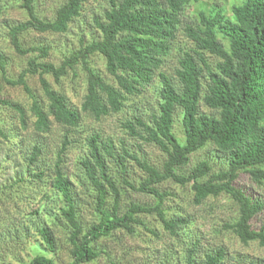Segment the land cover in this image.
I'll return each mask as SVG.
<instances>
[{"label": "trees", "instance_id": "1", "mask_svg": "<svg viewBox=\"0 0 264 264\" xmlns=\"http://www.w3.org/2000/svg\"><path fill=\"white\" fill-rule=\"evenodd\" d=\"M198 1L106 0L101 16L93 19L97 36L87 42L80 39L79 46L55 65L45 60L48 45L24 47L22 35L29 31H66L90 0H63L51 20L38 15L36 0H17L26 19L7 25L8 45L18 55H35L28 58L26 67L14 79L7 76L8 58L0 51V94L4 85L21 86L30 102L25 107L0 98L9 114L0 121V137L15 141L29 129L37 139L24 156L25 175L0 188V226L14 216L32 221L43 247H35L38 252L31 254L27 264H55L56 228L65 234L68 264L94 261L102 252L95 245L97 240L116 230L132 234L136 225L147 230L139 219L143 214L158 219L169 237L180 238L190 224L189 213L180 207L166 214L164 201L170 194L159 185L168 181L188 185L195 206L226 195L237 214L222 229L233 233L243 245L255 242L264 247V221L258 228L253 225L264 203L236 185L242 174L258 185L264 184V170L259 168L264 165V0H243L232 6L229 17L222 10L209 15L201 11L197 24L183 26L190 47L182 51L172 74L163 72L161 67L177 38L181 14L187 5ZM3 11L0 5V16ZM92 55L103 59L112 83L90 65ZM208 56L214 60L210 62ZM76 66L84 75L80 96L73 91L78 105L62 91L51 88L46 78L58 82L69 71L75 77ZM33 75L38 76L41 96L33 94L27 84V78ZM155 79L156 102L148 115H132L121 126L128 136L152 144L165 154L161 168L128 153L124 146L117 153L111 139L102 140L100 134L92 132L85 134V153L76 159L71 178L65 164L73 141L71 134L79 132L86 118L100 122L134 105ZM200 104L209 111L200 112ZM177 110L181 111L183 142L172 132ZM54 127L62 128L63 133L54 159L48 163L41 139ZM202 148H211L215 156H222L225 167L215 172L209 158H204L186 175L178 173L188 164L190 155ZM126 157L144 172L137 186L124 177ZM111 160L120 167L125 185L152 195L155 203L132 202L119 214L121 194L109 170ZM73 181L92 203L94 220L86 227L80 220ZM38 217L42 221L35 222ZM197 247L198 241L186 248L185 264L222 263L223 248L205 252L197 261Z\"/></svg>", "mask_w": 264, "mask_h": 264}, {"label": "rangeland", "instance_id": "2", "mask_svg": "<svg viewBox=\"0 0 264 264\" xmlns=\"http://www.w3.org/2000/svg\"><path fill=\"white\" fill-rule=\"evenodd\" d=\"M242 1L200 0L187 5L181 14L182 22L177 38L173 42L171 52L166 57L161 70L172 74L182 51L190 47V41L183 31V26L186 23L197 24L201 11L209 15L217 10H222L229 17L232 6ZM62 2L63 0H36L37 13L43 19L51 20L55 10ZM0 5L4 10L0 16V51L8 58L7 76L15 79L19 72L26 67L28 58L35 53L21 56L16 54L8 45L7 25L25 20L26 14L18 6L17 0H0ZM105 6L106 0H90L82 15L73 20L66 31L62 33L29 31L22 35L21 43L24 47L34 44L48 45L50 50L45 60L58 65L64 54L79 46L80 39L87 42L92 37L97 36L93 19L95 16H101ZM224 43L227 45L226 41ZM208 60L212 62L214 57L208 56ZM90 65L99 71L106 81L113 82L112 78L105 72L104 61L99 55L90 57ZM74 72L76 73L75 77L69 71L58 82H55L51 77L46 76V78L51 88L62 91L73 100L75 95L73 91L80 96L84 82V75L79 66H76ZM27 84L33 94L42 95L37 75L28 77ZM157 85L158 80L155 79L137 97L134 105H127L121 113L108 116L100 122L88 118L84 119L79 132L71 134L73 141L69 145L65 157V164L71 178L75 172L76 159L85 153V134L92 132L100 134L102 140L111 139L117 153L124 146L128 153L136 154L139 158L146 159L151 165L161 168L165 154L152 144L128 136L121 126L122 122L132 115H148V110L156 102L155 88ZM1 97L25 107L30 102L21 86L4 85L0 94ZM73 101L78 105V102ZM199 110L200 112L209 111L203 104H200ZM7 111L8 109L0 104V121L8 117ZM172 132L179 141H184L185 135L181 124L180 110L174 113ZM62 133V128L54 127L49 135L43 136L41 139L45 144V158L48 163L54 159ZM21 135V138L15 141H4L0 137V188L25 175L24 156L31 143L37 138L29 129L22 131ZM204 158H209L212 170L215 172L225 167L222 156H215L211 148H202L191 154L188 164L179 168L177 172L186 175L198 161ZM125 167L126 174L124 176L120 172V167L114 161H109L111 176L116 180L121 194L119 214L127 208L129 203L152 205L156 201L152 195L137 191L124 184V177L134 186H137L139 181L144 178V172L128 157L125 158ZM259 168L264 170V165ZM73 184L78 193L80 220L84 227L89 226L94 220L92 203L86 194L79 189L75 181ZM236 185L264 203V184L258 185L247 174H242ZM159 188L170 194L164 201L167 215H171L180 207H184L186 213H189L190 224L186 226L185 232L180 238L169 237L158 219L152 215L143 214L139 216V219L143 221L147 230L141 225H136L135 232L132 234L123 230H116L110 236L98 239L95 245L102 251L101 254L94 261L82 264H185L186 248L196 241H198L195 257L197 261L202 258L205 252L220 247L224 249V258L221 264H264V247L255 242L243 245L233 233L222 229V225L225 222L235 220L237 214L235 204L226 195L208 198L203 205L195 206L191 202V191L188 185L180 186L168 181L160 184ZM40 221H42V217H38L35 222ZM263 221L264 208L253 220V225L258 228ZM54 232L57 238V250L52 255L53 260L55 264H68L70 256L68 245L65 243V234L58 228L54 229ZM36 246L43 247L32 221L27 218L14 216L5 221L3 226H0V264H27L31 254L38 252Z\"/></svg>", "mask_w": 264, "mask_h": 264}]
</instances>
